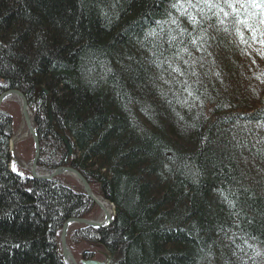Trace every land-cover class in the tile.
I'll list each match as a JSON object with an SVG mask.
<instances>
[{"label":"trees","instance_id":"16d2710c","mask_svg":"<svg viewBox=\"0 0 264 264\" xmlns=\"http://www.w3.org/2000/svg\"><path fill=\"white\" fill-rule=\"evenodd\" d=\"M261 19L236 0H0V94L34 108L40 163L76 168L116 208L72 246L99 242L110 264H264ZM12 133L0 110V264H67L58 232L94 204L10 171Z\"/></svg>","mask_w":264,"mask_h":264},{"label":"bare ground","instance_id":"6f19581e","mask_svg":"<svg viewBox=\"0 0 264 264\" xmlns=\"http://www.w3.org/2000/svg\"><path fill=\"white\" fill-rule=\"evenodd\" d=\"M258 3H260V2H258ZM219 37H220V35H219ZM15 90L16 91H20L26 97V95L21 90H19V89H9V90H5L4 92H2L0 94V97L2 95H5L6 94V96L2 100V102H4L5 100H12L11 98H15V100L18 101V103H21L20 97L17 96L16 94L12 93V91H15ZM36 94H37L36 95V98H38L41 95L46 96L47 112L50 109L51 110V114H52V119H50L49 118V113H48L49 122L50 123H54V116H53V112H52V108H51V97H50L49 91L44 86H40L39 85V86H36ZM27 102H28V99H27ZM20 109H21V117L23 119L24 117H23L22 107H20ZM7 113H8V116L10 118V121L12 120V129H13V133H12L10 139H9V150H10V156H11L10 162L8 164L9 170L10 171H14V172H19L20 171V173H25L26 175L30 176L34 180L36 179V180L53 181V180H56V179L63 178V180H65V182L68 183V181L65 179V177L64 176H61V175H64V174H58L57 175L54 172L55 170H57V169H59L61 167H65V165H58L56 167H52L51 165H48V164L45 165V164L40 163V159H41V156H42L41 155V149L42 148H41L40 138H39V132H38V129H37V124H36L35 110H34V108H32V106L29 104V102H28L29 119H30V122H31V127L34 129V131L36 132V135L38 137V141L37 142H36V140L34 138V135L29 130V127H28V125H27V123H26V121L24 119H23V123H24V125L27 128V133L26 134H23L22 136L16 135V133H15L16 128H15V120H14V117H13L12 114H10L9 111ZM24 135H26V136H28V137L31 138V142H32V145L34 147V155H33V158L28 163L27 162H24L22 160V158L20 157L21 156L20 155V150L22 148L21 145H24V142L25 141H23V140L26 139L24 137ZM62 135H64V134H62ZM66 139H67V142L69 143L70 142L69 139L67 137H66ZM64 144H65V147L67 149L68 155L69 156L76 157V155H74V153H73V149H72L70 143H69V145H70V148H71V153L69 152L68 147H67V145H66L65 142H64ZM36 149L38 150V158H37V164H36V169H37L36 173L38 175V178H33L32 174L30 172H31V168H32V162H34L33 160H34L35 155H36ZM23 150H24V156H25V149L23 148ZM22 155H23V153H22ZM14 165H15V170H14V167H13ZM21 168L26 169V171L25 170H22ZM82 176L88 182V184L90 186V189L92 191V195L94 197H96L102 203V206L105 208V211L107 213H109L110 215H113L112 214L113 209L116 210L114 203L112 201H110L109 199L105 198L104 196H102L101 194L94 192V189L92 188V185L90 184V182L88 181V179L83 174H82ZM68 184L71 185L70 183H68ZM80 187L81 188L78 189L77 191H79V193H81L83 195L82 197H84L85 199L91 200L93 202L94 206H96L97 203L93 199L90 198V196L88 195V193H86L85 189L81 185H80ZM103 214H104V216H103V218L101 220H99V219L98 220L97 219H92L90 216H88L89 218H86V217H71V218H69V219L75 218V219H82V220H91V221H95V222H99V223H103L104 221H106V224H104L103 226L101 224H98L97 226L96 225L95 226H90V225H88L86 223H83V222L82 223L74 222V223H71V224L68 225L67 232H66V243H67V246H68L71 254L73 255V259H76V256H75L74 251L82 243H86V244L90 245V247L92 249L84 250V252L81 255V259H96V256L97 255H101L105 259H107V257H109V259H112L111 252L105 247V245H103V244H101L99 242L95 243V242H89L87 240L78 239L76 241L75 245H73V246L69 242V235H70V233L73 230H76V229H79V228H82V229H84V228L107 229L108 227H110L114 223V220H115L116 215L112 216L113 217V219H112L110 215H109V217H107L106 216V213L104 211H103ZM69 219H67L66 221H68ZM62 229H63V226L60 229V231L58 232V240L60 242V244H59L60 253H61L60 255L62 256L63 259H66L65 256H64V252L62 251V243H61Z\"/></svg>","mask_w":264,"mask_h":264},{"label":"water","instance_id":"95a60500","mask_svg":"<svg viewBox=\"0 0 264 264\" xmlns=\"http://www.w3.org/2000/svg\"><path fill=\"white\" fill-rule=\"evenodd\" d=\"M12 93L16 94L17 96L20 97L21 99V107H22V111H23V119L26 121L29 130L32 132V134L34 135V138L36 140V142L38 141V137L36 135V132L34 131V129L31 127V122L29 119V113H28V102H27V98L20 92V91H12ZM5 95H2L0 97V104L2 103V100L5 98ZM49 113V118L52 119V114H51V110H48ZM61 139H63V141L66 143L69 152L71 153V148L69 143L67 142V139L64 135L60 134ZM37 158H38V150L36 149V155L34 158V162H32V168H31V174L33 176V178H38V175L36 173L37 169H36V164H37ZM55 174H69L72 175L74 178H76L78 180V183L85 189L86 193H88V195L90 196L91 199H93L97 205L102 209V211H104L106 213V216L109 217V213H107L105 211V208L102 206V203L92 195V191L90 189V186L88 184V182L86 181V179L82 176V174L76 170L75 168L71 167V166H65V167H61L57 170L54 171ZM114 208V207H113ZM112 208V209H113ZM113 215H110L111 218L113 219L112 216L115 215V210L113 209L112 212ZM74 222H79V223H86L90 226H97L98 224H101L102 226L104 224H106V221H104L103 223H99V222H95V221H91V220H82V219H69L68 221H66L63 225V229H62V235H61V243H62V251L64 252V256H65V260L67 261L68 264H78V262L76 261V259H73V255L71 254L67 243H66V232H67V227L69 224L74 223ZM81 264H110V259L109 257H107V259L103 260V261H98V260H81L80 261Z\"/></svg>","mask_w":264,"mask_h":264},{"label":"rangeland","instance_id":"374dc122","mask_svg":"<svg viewBox=\"0 0 264 264\" xmlns=\"http://www.w3.org/2000/svg\"><path fill=\"white\" fill-rule=\"evenodd\" d=\"M11 99L12 100H5L4 102H2V104L0 105V110H3L5 112L9 111L10 114L13 115L14 120H15V128H16L15 133H16V135L22 136L23 134L27 133V128L24 125L23 119L21 117V109H20L21 105H20V103H18V101L15 100V98H11ZM24 137L26 139L23 140L25 142H24V145H21V147H22L20 150L21 156L20 155L19 156L22 158V160L24 162L28 163L33 158L34 147L32 145L31 138L26 136V135H24ZM23 148L25 149V156H24ZM22 153H23V155H22ZM21 169L26 171V169H23V168H21ZM61 176H64L65 179L68 181V183H70L75 188H77V189L81 188L79 183H78V180L76 178H74L72 175L64 174ZM103 216H104V214H103V211L101 210V208L97 205L94 206L90 217L92 219L101 220L103 218ZM86 218H89V217H86ZM87 249H92V248L90 247V245H88L86 243H82L77 247V249L74 251L77 261L81 260L82 253L84 252V250H87ZM96 259L104 260L105 258L101 255H97Z\"/></svg>","mask_w":264,"mask_h":264},{"label":"snow or ice","instance_id":"6c2138e0","mask_svg":"<svg viewBox=\"0 0 264 264\" xmlns=\"http://www.w3.org/2000/svg\"><path fill=\"white\" fill-rule=\"evenodd\" d=\"M204 2L208 3V0H204ZM236 3H239L241 6H244L245 3H249L251 7H253V8L259 7L261 9V11L264 12V0H261L260 3H258L257 0H236ZM209 6L210 7H218V5H215V4H211ZM173 7H176V8L181 9V10H183L185 8L184 4H174ZM189 7H194V5L189 4ZM228 7L232 8L234 12L237 11L234 3H229ZM219 11L222 12L224 14V16L229 15V13L225 12L223 8H220ZM190 18H191L193 23H197L195 16H191ZM171 22L176 23V20L173 19ZM244 23L249 27L250 30H253V26L251 24H248L247 21H244ZM260 23H264V19H261ZM149 35H155V33L150 32ZM172 39L174 40L175 37L173 36ZM193 43H195V40L193 41ZM184 51H187V49H184ZM174 71H178V69H174ZM189 95H191V92H189ZM13 167L15 170V165Z\"/></svg>","mask_w":264,"mask_h":264}]
</instances>
